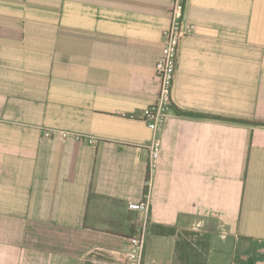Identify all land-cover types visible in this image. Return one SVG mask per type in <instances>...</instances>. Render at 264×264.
Wrapping results in <instances>:
<instances>
[{
  "label": "crops",
  "instance_id": "1",
  "mask_svg": "<svg viewBox=\"0 0 264 264\" xmlns=\"http://www.w3.org/2000/svg\"><path fill=\"white\" fill-rule=\"evenodd\" d=\"M171 7L0 0V264H116L130 249ZM189 25L143 264H178L186 232L205 237L206 264H264V0H187Z\"/></svg>",
  "mask_w": 264,
  "mask_h": 264
},
{
  "label": "built area",
  "instance_id": "2",
  "mask_svg": "<svg viewBox=\"0 0 264 264\" xmlns=\"http://www.w3.org/2000/svg\"><path fill=\"white\" fill-rule=\"evenodd\" d=\"M170 25L162 33V58L156 65V75L161 81V90L156 104L146 110L145 121L153 133L148 146V167L145 182L146 194L141 202H131L129 210L139 214L141 226L129 240L130 249L113 255L116 264H143L146 236L151 227L152 191L159 167L164 125L173 115L175 108L174 90L178 75L179 57L183 39L194 33V25L185 28L187 0H171ZM60 135L63 140L96 143V139L69 131L45 129L47 138Z\"/></svg>",
  "mask_w": 264,
  "mask_h": 264
},
{
  "label": "trees",
  "instance_id": "3",
  "mask_svg": "<svg viewBox=\"0 0 264 264\" xmlns=\"http://www.w3.org/2000/svg\"><path fill=\"white\" fill-rule=\"evenodd\" d=\"M235 121V120H234ZM170 235L176 234L173 228H163ZM178 241V264H206L205 237L198 240V234L195 233H182ZM198 240V241H197ZM199 248L203 251L200 253Z\"/></svg>",
  "mask_w": 264,
  "mask_h": 264
}]
</instances>
